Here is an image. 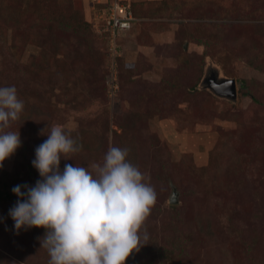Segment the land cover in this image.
<instances>
[{"label":"rangeland","instance_id":"1","mask_svg":"<svg viewBox=\"0 0 264 264\" xmlns=\"http://www.w3.org/2000/svg\"><path fill=\"white\" fill-rule=\"evenodd\" d=\"M88 1L17 0L56 17L43 23L46 29L40 18L33 28L23 23L18 41L9 24L0 23V87H16L23 113L38 107L49 118L36 131L21 114L4 131L22 129L25 141H33L29 149L42 144L54 124L72 137L84 132V140L99 147L85 156V167L101 163L110 146L133 148L157 194L142 227L149 240L135 252L138 264H264V69L248 65L240 41L260 44L264 63V42L257 38L264 33V0H180L182 8L163 11L170 0H125L138 16L117 40L114 97L111 45L92 28ZM80 20L89 43L74 36ZM200 21L210 27L205 35L217 26L223 32L213 48L185 37L188 30L198 33ZM199 78L204 87L194 91ZM212 79H234L236 98L215 94ZM226 111L239 114L243 125L221 119ZM16 153L0 166V186L10 185L9 191L35 186L16 168ZM66 160L70 156L60 163ZM18 199L0 201V264H48L40 243L45 229L17 233L14 227L9 210ZM125 264L136 263L129 256Z\"/></svg>","mask_w":264,"mask_h":264},{"label":"clouds","instance_id":"2","mask_svg":"<svg viewBox=\"0 0 264 264\" xmlns=\"http://www.w3.org/2000/svg\"><path fill=\"white\" fill-rule=\"evenodd\" d=\"M23 109L15 86L0 87V166L21 146L19 131L4 129L19 120ZM47 137L32 161L42 179L12 189L20 198L9 210L17 233L44 228L40 243L48 264H125L149 240L142 227L156 203L154 187L127 159L129 150L116 146L108 148L101 163L65 164L61 172V158L78 153L82 145L58 124Z\"/></svg>","mask_w":264,"mask_h":264},{"label":"trees","instance_id":"3","mask_svg":"<svg viewBox=\"0 0 264 264\" xmlns=\"http://www.w3.org/2000/svg\"><path fill=\"white\" fill-rule=\"evenodd\" d=\"M243 1L246 3L249 0H243ZM182 5H183V3L180 0H170V1L164 2L163 5L160 6V10L163 11V10H167V9H179V8H182ZM0 8H1L0 9V23H8L9 24V26L12 28L11 30L13 32V36H14L15 40L17 39V41L20 38V34L18 33V31H20V29L23 27V23L26 25H29V27L33 28L34 23L39 21V18H40V22H42V24L43 23L49 24L52 20L56 19V17L46 18V17L42 16L40 13H38L36 11V9L34 8V6L31 3H29L25 8H23L21 6V4H19L17 2V0H7V1L2 0L0 2ZM130 8H131V12L133 14V17L136 20L138 13L135 12L133 5H131ZM263 9L264 8L260 7L259 10L262 11ZM258 18L261 19L263 17L259 16ZM135 22L136 21H134L132 23L131 28L123 34H127L133 28V24ZM43 26H44V24L40 25L39 27L43 28ZM68 26L72 27L73 25H68ZM262 26H263L262 24L258 25L257 31H260L262 29ZM197 28H198V33H195L192 30H188L185 37H187L191 40H195L196 42L203 40L201 45L202 46L204 45L205 47L210 46V44H211V47L213 48L214 47L213 43H216V41H218L224 37L223 32L220 31V28L218 26L214 29L213 28L210 29L206 35L203 33V31L207 28H210V27H208L207 24L200 21V23L197 25ZM44 29H46L45 26H44ZM75 29H76V31H74L75 38L78 39V37L81 36L82 37L81 41L85 42V40H86L89 43L87 37L84 36L80 31V29L86 30L85 26L83 25L82 20H80L79 25L76 24V27H72V30H75ZM257 38H258L259 42L260 41L264 42V33L257 36ZM240 41L244 45L243 55L245 56L248 65L250 67L256 69V70L262 71L264 69V63H263V60L261 61V59H259V57H258V53H259L258 48H259L260 44L254 45V44L250 43L249 38H243ZM251 41L254 42L255 38H252ZM116 60L118 61V68H119L120 57H118ZM109 66H110V62H109ZM200 82H201V78H199L196 83L199 84ZM195 86L196 87L193 88L194 91L198 87L199 88L204 87L203 84H199V85H195ZM206 89H207V87H206ZM240 94H241V91H239V95ZM236 96H237V93H236ZM250 97L253 100H256L252 95ZM21 114H22V117L24 119H26L29 123H31L30 125L36 131H42L45 123H47L49 121V118L46 114V111L43 108L35 107L31 112H28V113L22 112ZM21 114H20V116H21ZM223 118L230 123H234L235 125H243V121H242L239 114H236V113L230 114L229 111H226L223 113L221 119H223ZM14 131H19L20 139H21V146L19 148H17V153L19 154L20 158L15 163L16 168L23 167L24 168L23 170L27 174L26 177L29 178V180H28V178L25 177L26 180L32 182L33 184L34 183L36 184V182L38 180L42 179L39 175V172L33 167V164H32V161L35 159V150L38 147V145H36V144H38V140L34 143L33 148L29 149L28 144L30 142L33 143L32 139L26 142L25 139L23 138L24 132L22 129H17V130L15 129ZM86 137H87V135H85L84 132H79L73 136V138L77 140L78 144L82 145L81 151H79L78 153L72 154L70 156L71 160L69 161V163L72 164L73 166L76 165V166L85 167L86 163H83L84 162L83 159L85 158V156L87 154L97 152L99 149V147L94 145L93 140L85 141L84 138H86ZM120 148H127L129 150V155H128L127 159L132 164L136 165L140 169L141 164L138 163V159L136 157H133V155H137L135 153L134 149L129 148V147H124V146H122ZM19 150L21 151V153L19 152ZM65 164H67V160L60 163V167H61L60 171L61 172L63 171ZM9 188H10V185L8 187L4 186V184L2 186H0V201H5V200H12L13 201L14 200V193L11 190L9 191L8 190ZM173 244H171V245L173 246L174 250L176 249L178 251L179 243L173 241ZM130 257H131V262L134 261V263L138 264V262H136V260H135V252H133L130 255Z\"/></svg>","mask_w":264,"mask_h":264},{"label":"built area","instance_id":"4","mask_svg":"<svg viewBox=\"0 0 264 264\" xmlns=\"http://www.w3.org/2000/svg\"><path fill=\"white\" fill-rule=\"evenodd\" d=\"M89 8L92 18L91 26L94 30L103 32L111 45L110 47V67H109V93L114 97L117 93V40L123 33L128 31L135 21L130 6L125 0H89ZM98 25L100 27L98 28Z\"/></svg>","mask_w":264,"mask_h":264},{"label":"water","instance_id":"5","mask_svg":"<svg viewBox=\"0 0 264 264\" xmlns=\"http://www.w3.org/2000/svg\"><path fill=\"white\" fill-rule=\"evenodd\" d=\"M209 88L217 95L229 97L231 99L236 98V82L234 79H227L217 82L215 79L210 80L208 84ZM177 191L174 189L170 197V203H177L176 200Z\"/></svg>","mask_w":264,"mask_h":264},{"label":"crops","instance_id":"6","mask_svg":"<svg viewBox=\"0 0 264 264\" xmlns=\"http://www.w3.org/2000/svg\"><path fill=\"white\" fill-rule=\"evenodd\" d=\"M126 34H123L122 37H124Z\"/></svg>","mask_w":264,"mask_h":264}]
</instances>
